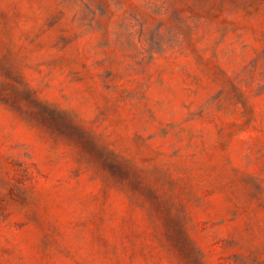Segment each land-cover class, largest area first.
<instances>
[{"label":"rangeland","instance_id":"1","mask_svg":"<svg viewBox=\"0 0 264 264\" xmlns=\"http://www.w3.org/2000/svg\"><path fill=\"white\" fill-rule=\"evenodd\" d=\"M0 264H264V0H0Z\"/></svg>","mask_w":264,"mask_h":264}]
</instances>
